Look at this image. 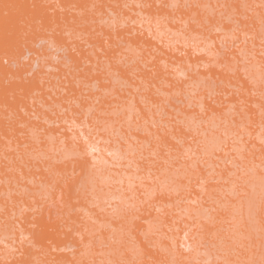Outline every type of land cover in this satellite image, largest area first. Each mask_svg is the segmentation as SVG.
Segmentation results:
<instances>
[{
    "label": "rangeland",
    "instance_id": "1",
    "mask_svg": "<svg viewBox=\"0 0 264 264\" xmlns=\"http://www.w3.org/2000/svg\"><path fill=\"white\" fill-rule=\"evenodd\" d=\"M0 264H264V0H0Z\"/></svg>",
    "mask_w": 264,
    "mask_h": 264
},
{
    "label": "bare ground",
    "instance_id": "2",
    "mask_svg": "<svg viewBox=\"0 0 264 264\" xmlns=\"http://www.w3.org/2000/svg\"><path fill=\"white\" fill-rule=\"evenodd\" d=\"M81 137H82V139H88V140L91 139V137H89L88 134H86V133H83V136H81ZM81 137H80V139H81ZM91 148H94V147H91Z\"/></svg>",
    "mask_w": 264,
    "mask_h": 264
}]
</instances>
